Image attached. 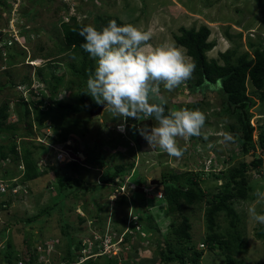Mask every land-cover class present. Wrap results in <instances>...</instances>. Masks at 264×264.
Instances as JSON below:
<instances>
[{
    "label": "rangeland",
    "instance_id": "1",
    "mask_svg": "<svg viewBox=\"0 0 264 264\" xmlns=\"http://www.w3.org/2000/svg\"><path fill=\"white\" fill-rule=\"evenodd\" d=\"M71 15L79 23L90 24L97 23L98 18L115 15L126 23L151 32L152 38L149 43L152 46L166 42L174 43L188 60L185 49L177 45L172 36L181 25L198 27L205 24L210 28L208 40L214 41L215 44L207 52L208 57H217L218 51H223L231 45L251 52L249 42L264 48V0H0V104L2 100L8 99L12 110L19 95L28 99L31 87L34 90L44 87V83L40 84L35 79L38 69L44 78L48 77L51 70L63 74L64 81L73 78L68 62L74 58L69 55V50H60L63 46L60 23L70 22ZM28 77L29 80H25ZM30 79L31 84L27 86ZM212 87L215 85L209 86L210 89L206 88L203 92L193 88L192 91L185 81L180 87L168 92L161 85V94L167 100L165 110L187 107L195 100H199L201 106L198 105L195 109H200L206 115L202 131L208 135V140L202 137H192L187 141L178 139V145L186 149L179 159L170 157L159 148L132 153L127 145L131 139L127 121L119 118L115 120V117L112 118L113 115L104 109V105H101L88 112L81 111L75 114L74 116L85 118L75 125L80 131L70 133L67 141L56 144L53 150L50 147L44 159L38 156L43 160L38 162L44 165V162L49 160L59 170L61 165L56 164V161L63 164L72 158L64 154V159L58 160L55 152L60 148L71 149L76 163L81 165L80 171L73 175H81L84 178L83 185L91 187V182L98 183L100 180L99 175L104 167L93 168L94 165L88 164L85 159L91 154H101L112 163L134 162L135 167L130 173L138 170L148 180L159 179L162 172L191 170L198 173L204 189L213 193L218 190V185L223 183L226 171L230 167L237 165L241 159L249 161L251 156L241 153L240 141L237 138L241 137L242 133L240 130L234 133L229 129V125L236 124L237 120L223 111L222 97L216 91L217 88ZM69 90L65 89L62 83L57 93L62 92L61 96L68 98L71 93ZM252 97L255 104L250 107L249 125L251 141L255 142L259 133L264 131V99H258L256 95ZM45 104L48 105L49 102L46 101L43 105ZM10 117L11 120L16 118L12 114ZM151 121L154 126L155 121L153 119ZM120 125H123V130H120ZM82 129L85 130L81 132ZM222 131L231 133L236 143L228 147L220 145L218 140ZM50 134L48 131L43 136L37 135V139L55 145L50 141ZM6 140L5 137L0 138V143H6ZM255 144L257 145V142ZM89 149L91 150L87 155ZM1 162L2 160L0 164ZM5 167L12 171L16 166L12 162ZM61 168L59 170L61 173L71 171V167ZM0 174V177H3L2 170ZM48 174H42L25 183L19 181L17 183L19 190L12 197L7 196L8 191L0 192V199L9 202L6 204L7 208L0 209V229L6 225L5 231L0 234L2 236L0 247L6 240L13 249H19L25 237L28 241L34 240L35 245L41 247L39 254L48 258L46 264H62L60 256L64 254L65 237L62 235L60 223L64 220L71 226L66 230L81 238L78 252L81 255L75 262L77 264H85L92 251L95 254L91 258H97V264H106L107 257L108 264H180L178 260L165 262L160 259L162 241L165 238L172 239L171 221H178V218L177 213L171 214L166 211L163 202L153 199L151 191L146 193L144 208H147L152 219L148 220L143 216L142 224L145 226L154 223L157 227L144 228L133 235L128 234L127 236L132 238L129 244L125 241L117 243L112 241L121 237L123 229L129 231V222L136 217L127 212L124 204L117 203L120 193L128 192L124 183L118 193L116 191L108 193L112 185L105 183L98 186L94 193L86 192L85 196L79 195L78 199H74L73 196H64L52 172ZM131 174L125 173L124 177ZM6 180L10 182L11 178ZM118 180L116 178L115 181ZM249 183L247 198L231 201L240 217L237 230L240 239L245 243L244 248L234 256L241 264H259L264 262V236L260 237L256 232L261 229L264 231V225L251 221L247 208L256 201L254 192L257 189L264 192V161L260 172H253ZM11 186L15 187L13 184ZM78 190L80 189L74 192ZM82 205H85L86 209L89 208L88 212ZM204 206L205 203L193 206L182 204L179 211L191 221L192 244L196 249L203 251L201 264H218L223 260V255L215 250H207L206 244L202 243L206 228ZM257 211L264 212V201L257 205ZM124 212H127L126 227L120 222ZM77 213L84 217L82 221L77 218ZM28 219L30 222L27 223ZM218 224L215 231L225 232L228 222L223 214L218 217ZM97 245H100V248ZM139 257L148 262L139 263Z\"/></svg>",
    "mask_w": 264,
    "mask_h": 264
},
{
    "label": "trees",
    "instance_id": "2",
    "mask_svg": "<svg viewBox=\"0 0 264 264\" xmlns=\"http://www.w3.org/2000/svg\"><path fill=\"white\" fill-rule=\"evenodd\" d=\"M69 20L71 21H61L60 23L63 40V46L60 47V50H69V55L74 58L73 61L68 62L73 78L64 81L63 74L55 73L52 70L48 73V77L44 78L40 69H38L36 75L34 73L35 79L40 84L44 83V87L36 90L31 87L29 89L30 98L28 99L19 95L14 106H12V110H10L8 99L1 101L0 138L5 137L7 140L6 143H0V160H2L0 170L4 173L0 180L6 184L10 183L8 186V191H10L14 187L11 184L17 186L19 181H24L25 183L42 174L52 172L64 196H73L74 199H78L79 195L85 196L86 192L94 193L101 184L110 183L112 185L108 191L109 193L110 191L120 190V186L124 183L129 194L122 193L118 197L117 203L124 204L127 212H131V215H136L135 220H130L129 231L124 234V240L122 241L129 244V240L132 238L128 237V234L133 235L144 228L157 227L154 223L153 225L151 223L147 224L145 225L146 227L142 224L143 216L148 220L152 219V215L147 212V208H144L147 196L143 190L144 187L150 185V179H146L138 170L133 171V174L130 173V170L135 167L134 162L128 164L121 162L112 163V161L104 159L101 154H91L90 157H85V161H88V164L92 163L94 165L93 168L100 169L99 167H104L99 175L100 180H98V183L96 181L91 182V187L83 185L84 178L81 175H73V173L79 172L81 169L79 167L81 165H78L76 161L60 164L64 168L71 167V171L67 173L59 172L62 169L61 166L57 170L58 167L50 163L49 160L44 162L43 167L38 164V160L41 159L38 156L41 153L47 154L49 144L36 140L37 134L43 135L45 128L49 126L52 130L49 137L50 141L54 143L64 142L69 138L70 133H74L76 130L80 131L79 127L75 128V125L79 121L85 120L84 117L74 116L75 114L81 111L88 112L97 106H101L89 95L85 94L86 81L91 72L94 71L95 62L80 47L84 40L79 35L78 29L90 23H79L73 15L69 17ZM97 20V23L90 24L97 29L106 26L110 20H115L118 25L126 23L115 15L98 18ZM74 28L77 31H73ZM209 34L210 28L205 24L198 27L181 25L172 36L175 43L185 49L189 61L195 65L191 77L187 80L191 87L190 89L192 90L193 88V90H201L203 92L209 86L215 85L212 88H217L216 91L222 97L223 111L234 116L237 120L236 124L229 125V129L234 133L241 131L242 135L237 139L240 141L241 153L247 154L248 149L254 145L251 140H248V132L251 129L249 125L251 113L249 111L250 107L255 104L252 96L256 95L258 99H264V48L249 42L248 45L251 48V52L231 45V47L223 51H218L217 57H208L207 52L215 44L214 41L208 40ZM25 80H29V77ZM31 81L30 79L27 86H30ZM62 83L65 89L69 88V91H71L68 98L57 97L58 87ZM46 101L49 104L43 105ZM200 104L201 101L195 100L187 108L195 109ZM164 107L166 109V105ZM167 112L165 110L166 114ZM11 114L16 116L14 120H11ZM117 118L115 117L114 119L116 120ZM127 123L131 133V139L127 145L131 152L137 154L143 149H152L149 148L147 141L138 132L140 127H152L151 119L141 118L134 120L129 118ZM84 130L82 129L81 132ZM256 142L259 146L264 145V131L259 133ZM90 150L86 152L87 155ZM3 162L6 164H3ZM12 162L16 167L12 171L7 170L5 166ZM261 164L262 159L258 157H254L249 161L241 159L237 165L230 167L226 171V178L224 176L223 183L219 184L218 190L213 191V193L204 189L198 173H193L191 170L162 172L160 178L157 179L158 182L153 185L155 191L161 192V197L155 199L165 204L167 212L171 214L177 213L178 221H171L170 236L172 239L168 240L165 238L162 241V247L164 248L161 249L162 247H160V259L165 262L178 260L180 264H201L200 258L203 251L202 249H196L194 244H192L191 221L189 217L181 214L179 210L182 204L193 206L198 203H205L203 215L206 228L202 243L206 244L207 250H215L223 255V260L218 264H241L234 255L241 248H244L245 243L240 239L241 236L237 230L240 217L231 205V201L247 198L250 189L249 180L253 172L259 171ZM19 165L23 169L19 170ZM125 173L131 175L124 177ZM15 176H17L16 180H12ZM8 178H11L12 181L8 182L6 180ZM116 178L119 180L115 181ZM77 189L80 190L74 192ZM6 204L8 205L9 202L4 201V199L0 200L1 209L7 208ZM82 208L86 212L89 210V208L86 209L85 205H82ZM127 212H124L120 220L124 226L127 221ZM221 214L227 218L228 222V226L223 233L215 231V228L219 225L218 217ZM77 218H79V221L84 219L78 213ZM26 222L28 223L30 220L28 219ZM137 223L140 224L138 225ZM60 226L62 235L65 237L63 243L64 254L60 256L63 261L62 264L75 263L81 255L78 253L81 238L66 230L71 227L66 221L62 220ZM5 229L6 225H3L0 229V234ZM256 233L260 237L264 236L262 229ZM22 242L19 249H13L8 241L5 240L3 248L0 249V254L3 255L1 256L0 264H16L18 260H23L28 264L35 263L39 251L36 249L37 246L34 240L28 241L23 237ZM155 245L157 247V243ZM96 259L88 257L85 264H97ZM138 259L140 260L138 261L139 263L148 262L144 258L141 259L139 257ZM108 262L107 257L106 264ZM259 264H264V262Z\"/></svg>",
    "mask_w": 264,
    "mask_h": 264
},
{
    "label": "clouds",
    "instance_id": "3",
    "mask_svg": "<svg viewBox=\"0 0 264 264\" xmlns=\"http://www.w3.org/2000/svg\"><path fill=\"white\" fill-rule=\"evenodd\" d=\"M73 31L77 29L74 28ZM78 33L84 40L80 47L95 62L94 71L86 81L85 94L97 104L104 105V109L122 121L126 122L129 118L153 119L154 126L138 129L149 148H159L170 157L179 159L186 149L178 145V139L187 141L192 137H202L208 140V135L202 131L206 115L200 109L181 107L170 109L165 114L164 105L167 100L161 94V85L166 91H173L191 77L195 67L174 43L166 42L152 46L149 43L152 38L151 32L141 30L131 23L118 25L115 20H110L100 29L90 24L82 26L78 29ZM61 93L57 96L63 98ZM119 128L123 130V125ZM48 131L52 132L49 126L45 128L44 133ZM37 135L36 140L49 144L52 150L56 144L63 143H54L55 145L46 143L37 139ZM218 143L228 147L236 143V139L231 133L222 131L219 134ZM253 143L247 155H250L251 159L261 158L263 162L264 156L257 155L255 151L257 147L262 146L256 145V141ZM69 156L73 157L71 161H76L73 155L69 154ZM42 159L40 161H43ZM38 164L43 167L42 163L38 162ZM18 169L21 170L23 167L19 165ZM13 179L16 180V177ZM16 193L17 191L15 193L8 191V197ZM254 195L257 199L248 206L247 214L251 221L264 225V212L257 211V205L264 201V192L257 189ZM123 231L121 237L112 242L121 243L127 230L123 229ZM2 246L0 249L3 248ZM97 247L100 248V245ZM92 252L88 257L95 254Z\"/></svg>",
    "mask_w": 264,
    "mask_h": 264
},
{
    "label": "built area",
    "instance_id": "4",
    "mask_svg": "<svg viewBox=\"0 0 264 264\" xmlns=\"http://www.w3.org/2000/svg\"><path fill=\"white\" fill-rule=\"evenodd\" d=\"M55 146H53V148H54ZM255 151H256V153H257V155H260V156H264V146H262V147H257L256 149H255ZM56 153V158L58 159V160H63L64 159V154L67 156V157H71V156H69V153H68V150H66V149H62V148H60L59 149V151L57 152H55ZM63 157V158H62ZM72 159H73V157H71ZM13 180H15V179H13ZM8 186H9V184L7 183H4L3 181H1L0 180V192H5L6 190H8ZM122 188H123V185H121L120 186V190H122ZM120 190H117L116 191V193H118V192H120ZM143 190H144V192L145 193H147V191H151L152 192V194H153V198H159V197H161V192L160 191H158V190H154V187L152 186V185H149V186H146V187H144L143 188ZM10 191L12 192V193H15L16 191H17V187L15 186V187H12L11 189H10ZM124 191H122L120 194H122ZM131 215V214H130ZM129 215V216H130ZM133 215V214H132ZM131 220H135V217H133ZM127 224H128V220H127ZM126 224V225H127ZM126 227V226H125ZM126 229V228H125ZM127 230V229H126ZM124 232V231H123ZM123 233H121V235H122ZM37 251H41V247L40 246H38L37 247ZM90 252V251H89ZM89 256V255H88ZM48 262V258L46 257V256H44V255H42V254H38V256H37V260H36V262L35 263H33V264H46ZM16 264H28V263H26V262H24L23 260H18L17 262H16ZM72 264H77V263H72Z\"/></svg>",
    "mask_w": 264,
    "mask_h": 264
},
{
    "label": "crops",
    "instance_id": "5",
    "mask_svg": "<svg viewBox=\"0 0 264 264\" xmlns=\"http://www.w3.org/2000/svg\"><path fill=\"white\" fill-rule=\"evenodd\" d=\"M70 150V154L72 155V153H71V149H69ZM68 150V151H69ZM40 156H41V158H43V157H46V154H44V153H42V154H40ZM56 164H58V165H60V164H62L61 162H55ZM45 174H47V175H49L48 173H45ZM41 176V175H40ZM15 177H17V176H15ZM15 177H13V178H15ZM29 181H31V180H29ZM7 196H8V194H7ZM11 196V195H10ZM1 256H3V255H1L0 254V261H1ZM6 264V263H5Z\"/></svg>",
    "mask_w": 264,
    "mask_h": 264
},
{
    "label": "water",
    "instance_id": "6",
    "mask_svg": "<svg viewBox=\"0 0 264 264\" xmlns=\"http://www.w3.org/2000/svg\"><path fill=\"white\" fill-rule=\"evenodd\" d=\"M248 140H251V131L248 132ZM157 182H158L157 179H150V180H149V183H150L151 185L156 184Z\"/></svg>",
    "mask_w": 264,
    "mask_h": 264
},
{
    "label": "bare ground",
    "instance_id": "7",
    "mask_svg": "<svg viewBox=\"0 0 264 264\" xmlns=\"http://www.w3.org/2000/svg\"><path fill=\"white\" fill-rule=\"evenodd\" d=\"M68 159V158H67Z\"/></svg>",
    "mask_w": 264,
    "mask_h": 264
}]
</instances>
